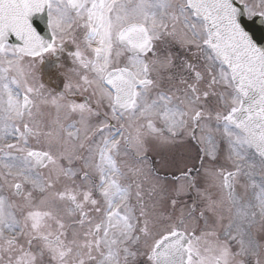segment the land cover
Returning <instances> with one entry per match:
<instances>
[{
    "label": "snow or ice",
    "instance_id": "obj_1",
    "mask_svg": "<svg viewBox=\"0 0 264 264\" xmlns=\"http://www.w3.org/2000/svg\"><path fill=\"white\" fill-rule=\"evenodd\" d=\"M261 32L264 0H0V264H264Z\"/></svg>",
    "mask_w": 264,
    "mask_h": 264
},
{
    "label": "water",
    "instance_id": "obj_2",
    "mask_svg": "<svg viewBox=\"0 0 264 264\" xmlns=\"http://www.w3.org/2000/svg\"><path fill=\"white\" fill-rule=\"evenodd\" d=\"M254 27H258V25L254 26ZM41 28H43V24H41ZM258 34H264V32L258 33Z\"/></svg>",
    "mask_w": 264,
    "mask_h": 264
}]
</instances>
